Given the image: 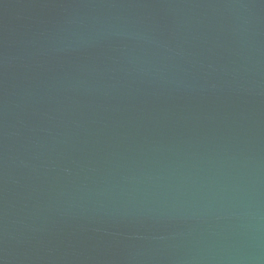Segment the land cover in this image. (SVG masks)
Wrapping results in <instances>:
<instances>
[{"label": "water", "instance_id": "1", "mask_svg": "<svg viewBox=\"0 0 264 264\" xmlns=\"http://www.w3.org/2000/svg\"><path fill=\"white\" fill-rule=\"evenodd\" d=\"M0 264H264V0H0Z\"/></svg>", "mask_w": 264, "mask_h": 264}]
</instances>
